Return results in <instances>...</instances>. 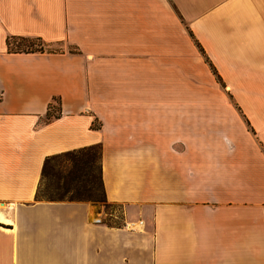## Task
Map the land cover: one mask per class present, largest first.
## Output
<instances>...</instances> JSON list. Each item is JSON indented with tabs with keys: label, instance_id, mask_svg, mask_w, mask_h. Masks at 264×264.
<instances>
[{
	"label": "crops",
	"instance_id": "crops-1",
	"mask_svg": "<svg viewBox=\"0 0 264 264\" xmlns=\"http://www.w3.org/2000/svg\"><path fill=\"white\" fill-rule=\"evenodd\" d=\"M95 143L120 224L36 198ZM0 264H264V0H0Z\"/></svg>",
	"mask_w": 264,
	"mask_h": 264
},
{
	"label": "trees",
	"instance_id": "trees-1",
	"mask_svg": "<svg viewBox=\"0 0 264 264\" xmlns=\"http://www.w3.org/2000/svg\"><path fill=\"white\" fill-rule=\"evenodd\" d=\"M197 43L200 46L201 50L204 52L206 56V60L210 63L213 69V73L215 74L217 80L223 84L224 81L222 80L216 67L213 65L212 60L208 57V55L206 54L204 48L200 45V43L198 41ZM7 44H8V50L13 51V52L44 51L47 48L46 42L41 36L9 34L7 36ZM60 113H61V110L58 105V100H57V104H54L52 102L49 105V109L46 115V120H49L54 116L58 117L60 116ZM99 152H100V155H99ZM98 156H100V159H101L100 161L101 163L99 166V174L98 175L95 174L92 180L94 182L95 178H97L98 187L102 186L105 191L104 183H103V176H102V144L95 143V144L87 145L84 147L66 150V151H62L59 153L48 155L44 162L41 182L37 190L36 198L40 199L41 196L46 197L50 200L66 198L67 197L66 193L70 191V189L72 188V185L71 183L67 182V180H65V176H66L65 172L67 170L70 172L75 171L76 174H74L75 175L74 178L83 177V175H87L89 171L92 170L91 168L95 165V161L97 160ZM54 159H59L58 160L59 167L58 169H55L56 166H54V171H53L54 173L58 174V179H59V182L57 185L58 191L56 193L47 192V191L44 193H41V185H42L44 178L47 176V168L50 166L51 162ZM78 171H80L79 174H77ZM92 187L96 188L95 185H93ZM105 196H106V192H105ZM75 197H78V196L72 195L70 196V199H73ZM91 197H94V193H92V191L88 193V198H91ZM94 199L100 200V198H94Z\"/></svg>",
	"mask_w": 264,
	"mask_h": 264
},
{
	"label": "rangeland",
	"instance_id": "rangeland-1",
	"mask_svg": "<svg viewBox=\"0 0 264 264\" xmlns=\"http://www.w3.org/2000/svg\"><path fill=\"white\" fill-rule=\"evenodd\" d=\"M195 44V43H194ZM197 45V44H196ZM194 49L196 50V52H200V47L199 45L196 46V48L194 47ZM203 54V53H202ZM205 58V56H204ZM206 60V58H205ZM207 63V60H206ZM208 64V65H207ZM206 65L208 66V70L205 71V69L201 70L202 73L204 74V71L207 72L208 77H209V82H208V86H209V90H216V91H223L224 95H225V102H230V103H234L236 107L237 104L234 102L232 95H231V90H229L227 88V83H221L220 81L217 80L215 74L213 73V69L210 65V63H207ZM205 75V74H204ZM100 155V152H99ZM59 159H54L50 166L47 168V176L44 178L42 185H41V193L44 192H57V185L59 182L58 179V174L54 173V166H56L55 169H58L59 167ZM100 156L97 157V160L95 161V165L91 168L92 170L89 171V173L87 175H83V177H77L74 178L76 174V172H70V171H66V176H65V180H67V182L71 183L72 188L70 189L69 192L66 193L67 197L64 199H69V200H83V201H88L93 203L97 210H102L105 213V221L109 222V223H113V224H120L123 223V213L120 212V206L117 204H113L108 202V200H106V196H105V191L103 189L102 186L98 187V180L97 178H95L94 182H93V178L94 175H98L99 174V166H100ZM80 171L77 172V174H79ZM62 180V179H61ZM93 185L96 186L92 187ZM92 187V188H91ZM91 189V190H90ZM92 191V193H94V197L88 198V193ZM75 195L78 197H75L73 199H70V196ZM81 197V198H79ZM57 198V196H56ZM94 198H100V200L94 199ZM40 199H45V200H50L46 197H40ZM54 200H62V199H54Z\"/></svg>",
	"mask_w": 264,
	"mask_h": 264
}]
</instances>
